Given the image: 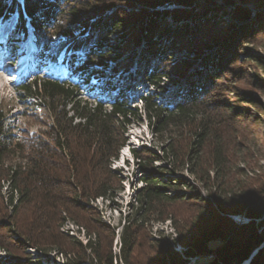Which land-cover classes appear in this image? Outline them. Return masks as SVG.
Here are the masks:
<instances>
[{"label": "trees", "instance_id": "1", "mask_svg": "<svg viewBox=\"0 0 264 264\" xmlns=\"http://www.w3.org/2000/svg\"><path fill=\"white\" fill-rule=\"evenodd\" d=\"M256 2L263 7L261 0H23L43 63L54 64L63 50L71 55L69 81L38 77L15 88L20 99L32 103L28 117L45 127L39 135L22 137L0 109V251L9 257L0 258V264H30L29 249L44 256L55 252L65 257V264H189L191 259L194 264H241L255 251L249 264H264V174L251 180L256 183L252 188L250 169L240 174L231 170L230 138L224 133L231 128L229 121L251 122L254 112L264 117V107L254 98L246 102L250 109L243 106L242 111L227 102L220 115L212 102L220 103L231 93L222 73L237 42L258 37L264 46V13L252 15L242 6ZM170 5L177 8L161 9ZM226 6L232 10L226 12ZM14 11L20 15L18 31L24 33L18 2L0 0V18ZM221 17H228L232 31L220 29ZM112 36L118 38L116 44L109 40ZM213 40H221L220 50L199 66L195 80L193 74L187 78L193 63L184 56L171 57L187 51L199 58ZM141 43L148 63L143 79L155 86L170 76L187 81L174 112L160 108L150 95L140 96L144 115L156 118V133L170 125L191 126L192 139L185 144L171 140L164 157L170 170L158 172L159 178L145 181L138 191L136 206L120 227L116 254L111 248L114 230L101 221L92 203L112 199L109 164L118 158L125 129L136 117L128 108L126 90L113 85L111 78L128 73ZM243 63L257 71L254 89L264 98V52H249ZM92 79L97 82L93 86ZM124 79L128 84V77ZM80 86L87 87L84 95L94 88L98 100H82ZM110 92L117 97L103 101ZM32 111L41 114L32 117ZM143 153L146 158L133 151L136 159L151 162V152ZM178 163L200 182L205 197L176 189L179 182L171 178ZM177 204L194 207L182 217L168 215L165 210ZM155 212L157 221L172 222L175 237L161 236L145 246L141 234ZM66 223L84 231V244L64 235ZM176 245L183 248L181 253ZM137 246L143 253L134 261Z\"/></svg>", "mask_w": 264, "mask_h": 264}, {"label": "rangeland", "instance_id": "2", "mask_svg": "<svg viewBox=\"0 0 264 264\" xmlns=\"http://www.w3.org/2000/svg\"><path fill=\"white\" fill-rule=\"evenodd\" d=\"M16 1L18 2L19 0ZM261 1L263 2V7H256L259 6L257 2L242 6L251 11L252 15L254 14L253 12L264 13V0ZM216 3L221 5L220 1H217ZM237 4L241 5L239 3ZM121 7L125 9L124 6ZM175 8H177V6L170 5L162 7L161 9L169 11ZM225 10L226 12H229L232 10V7L226 6ZM11 17H9L10 22H13L14 19ZM21 17L24 18L22 14ZM221 20L223 23H221L220 29L223 30V32L227 29L231 30L234 27V25H227L229 24L228 17H221ZM11 24L12 23H8V26H5L7 28L13 29ZM3 26L4 24L0 23V27ZM15 26L17 27L19 24H16ZM3 31H5V29H3ZM4 38L6 39V44H8L13 41L14 35H9L6 33ZM115 38L116 36L109 38L111 43H117L115 40L118 38ZM219 38L221 37L219 36L218 39ZM18 40L20 43L21 40ZM254 40L255 41L252 39L253 42L249 41L247 43H245L244 40H239L237 42L236 49H234V54L228 60V63L225 65L224 71L222 73V81L224 83V79H228L225 84L228 85V90L231 93L224 95V97L219 100L220 103H218L216 100H210L214 103L215 114L219 113L222 109L224 110L223 105L225 106L227 102L235 106V110L238 109V111H242L241 108L243 106H249L246 102L251 98L256 99L260 105L264 107V98L259 97V93H257L254 89V76L258 73L254 70H248V64L243 63V60L246 59L249 52L259 55L264 52V46H260V39L258 37H254ZM215 41L209 43V45L212 44L213 46L214 43H220L221 40L217 42ZM164 44L165 42L161 40V50L165 49L166 45L164 46ZM209 45L205 47L208 48ZM11 47H13L12 44L7 48V51H10L11 49L12 52L8 53L6 51L4 53V58L12 60L14 59L16 61L18 58L17 55L19 53L18 47L16 50L12 49ZM144 47L145 45L141 43L134 49L136 57L133 58L132 67H130L128 73L120 74L111 78V83L113 85L118 88L121 85V89L126 90L125 97L128 101V108H131L136 117L130 121V124L125 129V133L123 135L125 145L119 152L118 158L111 161L109 164V169L114 176V190L112 192V199L107 201L98 199L92 203V207L97 212H99L101 221L104 222L111 230H114L115 239L112 240L111 248L112 252L116 254H118L120 247V227L123 224L124 219L129 216V214L133 211V208L136 206L135 199L138 195V191L145 187V181L149 180L150 178H159L158 172H167L170 170L171 165L164 157L168 146L172 143L171 140L177 144H185L189 141V139H192V133H190L191 126H184L183 124L176 126L170 125L165 129V131L156 133V118L148 119V116L144 115V104L140 102V96L150 95L160 108L174 112L175 103L178 101L181 95L182 88L187 90V87L185 88V86H187L185 85L187 82L186 79L184 80L170 76V79H161V83L158 86L153 85V82L151 83L148 79H143L144 76H142V71L148 67V63L144 60V55H146L144 52ZM27 48H31L29 43L27 44ZM206 48H204L199 53V58L197 56L193 57V54L191 55L187 51L179 54L174 53V56L171 58L172 60L176 58L182 59L184 57H187V59L189 58V60L193 63V66L189 67L190 69L188 71L187 78H190L191 74H193L192 80H195L196 77L194 74H196L195 71L199 69V66L204 65V63L208 64L212 60L213 54L220 50V48L217 46L215 47V45L210 50ZM27 51L28 49L25 48L26 53ZM27 56L33 60V63L28 64L29 69L26 74V80L22 81L24 78L20 77L21 79L19 78L16 81L18 82L20 80V85H25L28 81L38 77L40 78L41 76H48L50 78L61 77V79H65L64 81H69V75L66 71V58L68 57V54H66L65 57L63 56V58L61 56L57 58L55 65H43L42 69H39L42 63L39 62L40 54L38 57L37 53L31 54L28 52ZM148 59L149 62L153 61L152 57H149ZM23 63L24 64L21 63L23 66L27 64L25 62ZM13 68L14 67H12V69ZM125 77H128V84L125 83ZM13 79L14 76L11 72L0 71V109L3 111V114L7 115V122L12 124L16 129L20 130L22 137H30L33 134L39 135L40 131L45 129V127L41 124L39 125L34 118L28 117V113L33 108L31 107L32 103L25 102L16 95L15 88L18 85H14L16 82L13 81ZM94 83H97L95 79H92L89 82V84L92 86ZM79 89L80 90L78 93L82 95L83 93H86L85 90L87 87L80 86ZM93 90L95 89L93 88ZM93 90L91 88L88 95L83 94L81 96V98H83L82 100L90 103L98 100L97 91ZM116 97V92H110L109 94L101 97V99L106 101L107 99H113ZM248 109L250 108L248 107ZM25 112H27V115H25ZM31 113L33 114L32 117H38L41 114L40 111H32ZM230 114L231 113H229L228 116H231ZM253 116V121L250 122L242 119L240 123H238L239 125H236L237 123L233 121H229V124L232 123V125H230L231 128H228L227 131H224L226 134L225 137L230 138H227L226 140H228L227 146L232 156L230 164L231 170L235 171L237 174H240L243 173L242 171L245 172L246 169H250L251 173L248 175V182H250L252 188H254L256 183L253 184L251 180L254 181L257 179V177L264 174V160L261 159L264 156V117L259 116L255 112ZM145 150H149L151 152V154H149L150 157H148L151 162L142 161L141 159H136L134 157L133 151H135V154L142 156L140 158H146L145 153H143ZM177 167H179V169L173 175L171 181L179 182V185L176 186V189L180 190V194L184 192H200V194L205 197L207 195V191H205L200 182H198L186 170L187 167L184 166L182 169L179 163L177 164ZM151 171L156 173L151 175ZM212 175V171L208 173L210 178H212ZM232 188L234 189L235 186L232 185L230 189ZM193 207L194 206H190L188 204H177L172 208L164 207V209L167 208L165 211L168 212V215L175 214L182 217V215L189 214L187 210L193 209ZM161 208L163 209V207H160V209ZM159 218L158 212L149 215V217L146 219L149 221V224L145 226L141 234L142 236L140 243L144 244L145 246H150V242L152 240L158 239L161 236L165 238L168 237L170 239L171 236H173V238L175 237V230L172 226V222L157 221ZM176 221L179 222V219L177 218ZM234 221L236 220L234 219ZM236 222L243 221H240L239 219ZM62 232L67 237H72L75 241L81 242L82 244L86 242L84 231L80 230L78 232L77 228L70 223H66L62 227ZM175 249L180 253L183 251V248L180 245H176ZM135 251L137 254L133 256L134 261L136 259H140L142 256L141 253H143L142 248H139L138 246L135 248ZM27 252L30 253L32 257L30 264H65V257L56 254L55 252L48 253L46 256L40 252L30 249L27 250ZM0 258L3 260L9 259V257H7L2 251H0ZM113 264H115V262ZM189 264H194V259H191Z\"/></svg>", "mask_w": 264, "mask_h": 264}, {"label": "water", "instance_id": "3", "mask_svg": "<svg viewBox=\"0 0 264 264\" xmlns=\"http://www.w3.org/2000/svg\"><path fill=\"white\" fill-rule=\"evenodd\" d=\"M219 44H220L219 42H217L216 44L214 43L215 47L218 46ZM214 45H213V46H214ZM213 46H212V44H211V45H209V47L206 48V49H209V50H210L211 48H213ZM243 222H244V221H243ZM256 252H257V251H255V252L252 254L251 257H253V256L256 254ZM251 257L249 258V260H246V261H244V262L241 263V264H244V263H245V264H249Z\"/></svg>", "mask_w": 264, "mask_h": 264}, {"label": "bare ground", "instance_id": "4", "mask_svg": "<svg viewBox=\"0 0 264 264\" xmlns=\"http://www.w3.org/2000/svg\"><path fill=\"white\" fill-rule=\"evenodd\" d=\"M15 58H16V57H15ZM4 59H5V58H4V55L0 57V65L2 64L1 62L4 61ZM237 220H239V219H237ZM244 264H245V263H244Z\"/></svg>", "mask_w": 264, "mask_h": 264}]
</instances>
